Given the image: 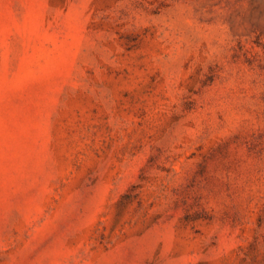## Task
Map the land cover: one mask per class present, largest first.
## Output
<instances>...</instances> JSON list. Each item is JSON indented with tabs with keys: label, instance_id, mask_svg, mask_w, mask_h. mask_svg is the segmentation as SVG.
<instances>
[{
	"label": "rangeland",
	"instance_id": "374dc122",
	"mask_svg": "<svg viewBox=\"0 0 264 264\" xmlns=\"http://www.w3.org/2000/svg\"><path fill=\"white\" fill-rule=\"evenodd\" d=\"M0 264H264V0H0Z\"/></svg>",
	"mask_w": 264,
	"mask_h": 264
}]
</instances>
